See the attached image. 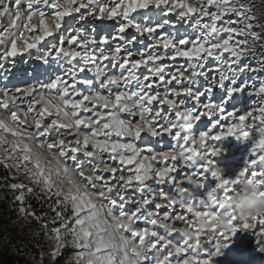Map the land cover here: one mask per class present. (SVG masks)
Returning <instances> with one entry per match:
<instances>
[{
  "label": "rangeland",
  "instance_id": "obj_1",
  "mask_svg": "<svg viewBox=\"0 0 264 264\" xmlns=\"http://www.w3.org/2000/svg\"><path fill=\"white\" fill-rule=\"evenodd\" d=\"M0 20L25 264H264V0H0Z\"/></svg>",
  "mask_w": 264,
  "mask_h": 264
},
{
  "label": "trees",
  "instance_id": "obj_2",
  "mask_svg": "<svg viewBox=\"0 0 264 264\" xmlns=\"http://www.w3.org/2000/svg\"><path fill=\"white\" fill-rule=\"evenodd\" d=\"M10 174V170L0 162V186L12 181ZM0 190L3 189L0 188ZM36 200L35 204L39 207L45 203L41 196ZM40 226V221L31 216L18 220L16 210L9 207V201L2 192L0 197V264H25L26 249L32 248L40 241Z\"/></svg>",
  "mask_w": 264,
  "mask_h": 264
},
{
  "label": "bare ground",
  "instance_id": "obj_3",
  "mask_svg": "<svg viewBox=\"0 0 264 264\" xmlns=\"http://www.w3.org/2000/svg\"><path fill=\"white\" fill-rule=\"evenodd\" d=\"M32 3H33V2H31V4H32ZM163 3H164V2H163ZM165 3H166V2H165ZM18 4H19V7H20V6H21V3H18ZM175 5H176V4H175ZM181 6H182V5H181ZM16 7H17V6H16ZM179 7H180V6H179ZM10 9H11V8H10ZM17 9H18V8H17ZM15 10H16V9H14V11H15ZM196 10H197V9H196ZM196 10H195V11H196ZM8 11H10V10H8ZM16 11H17V10H16ZM195 11H194V12H195ZM34 12H35V11H34ZM16 13H17V12H16ZM18 13H19V11H18ZM22 13L24 14V12H22ZM35 13H36V12H35ZM25 15H26V14H25ZM22 16H23V15H22ZM29 16H30V18H27V19H31V18L34 17V18L37 20V21H36V22H37V27H36V26H31V28L33 27V28L31 29V32H32V30H35V28H38V29L41 28V29H40V32H41V31H47V30H46V29H47V28H46V25H44V21L37 19L35 16H33V13L30 14ZM17 17H18V16H17ZM19 17H21V16H19ZM26 17H27V15H26ZM34 18H33V19H34ZM20 19H21V18H20ZM23 19H24V18H23ZM21 20H22V19H21ZM21 20H20V21H21ZM18 21H19V20H18ZM20 21H19V22H20ZM10 22H11V21H10ZM22 22H23V21H22ZM22 22H20V24H21ZM26 22H28V21H26ZM0 23H1V20H0ZM23 23H24V22H23ZM28 23H30V22H28ZM26 24H27V23H26ZM16 25H18V24H15V26H16ZM0 26H1V25H0ZM10 26H11V24H10ZM18 26L20 27V25H18ZM21 26L23 27L22 24H21ZM27 26H28V25H27ZM29 27H30V26H29ZM13 28H14V26H13ZM7 29H8V28H7ZM7 29H6V30H7ZM16 29H17V28H16ZM16 29H14V30L16 31ZM18 29H19V28H18ZM24 29L27 30L28 27H25ZM14 30H12V31H14ZM12 31H11V32H12ZM15 31H14V33H11V34H12V35L16 34ZM52 31H53V30H52ZM9 32H10V31H9ZM42 34H43V33H42ZM25 35H26V33H25ZM22 36H23V35H22ZM9 37H10V36H9ZM20 37H21V36H20ZM20 37H19V38H20ZM19 38H17V39H19ZM21 38H23V37H21ZM10 39H11V37H10ZM25 39H26V38H25ZM18 41H19V40H18ZM17 43H18V42H17ZM18 48H19V47H18ZM6 49H7V48H6ZM40 101H41V100H40ZM42 101H43V100H42ZM46 103H47V102H46ZM43 105H45V103H44ZM45 106H47V105H45ZM131 109H132V108H131ZM40 113H41V112H40ZM2 121H3V120H2ZM9 128H10V127H9ZM13 128H14V127H13ZM9 130H10V129H9ZM17 133H18V132H17ZM21 133H22V132H21ZM21 133H20V134H21ZM23 134H25V133H23ZM26 135H27V134H26ZM29 136H30V135H29ZM31 136H32V135H31ZM260 137H261V136H260ZM261 141H262V140H261ZM263 143H264V142H263ZM261 144H262V143H261ZM37 146H38V145H37ZM57 155H58V154H57ZM57 155H56V156H57ZM61 156H62V155H61ZM51 157H52V156H51ZM63 163H64V162H63ZM218 227H219V225H216L215 229H217ZM251 248H253V247H248V250H250ZM237 252H243V253L249 254L248 251H246V250H241V249L238 250ZM127 263H128V262H127Z\"/></svg>",
  "mask_w": 264,
  "mask_h": 264
}]
</instances>
